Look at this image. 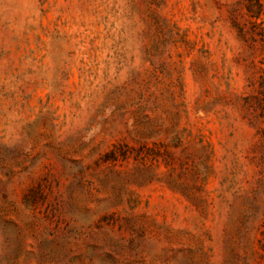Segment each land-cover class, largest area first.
Returning <instances> with one entry per match:
<instances>
[{"label":"rangeland","instance_id":"374dc122","mask_svg":"<svg viewBox=\"0 0 264 264\" xmlns=\"http://www.w3.org/2000/svg\"><path fill=\"white\" fill-rule=\"evenodd\" d=\"M0 264H264V0H0Z\"/></svg>","mask_w":264,"mask_h":264}]
</instances>
